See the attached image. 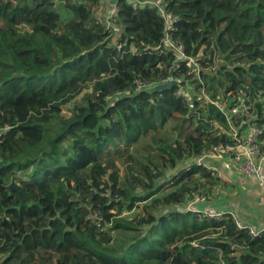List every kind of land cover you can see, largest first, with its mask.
<instances>
[{
  "label": "trees",
  "instance_id": "1",
  "mask_svg": "<svg viewBox=\"0 0 264 264\" xmlns=\"http://www.w3.org/2000/svg\"><path fill=\"white\" fill-rule=\"evenodd\" d=\"M151 1L171 30L133 0L109 27L99 0H0V264H264V231L186 207L219 183L194 160L246 127L203 94H244L264 152V0Z\"/></svg>",
  "mask_w": 264,
  "mask_h": 264
},
{
  "label": "built area",
  "instance_id": "2",
  "mask_svg": "<svg viewBox=\"0 0 264 264\" xmlns=\"http://www.w3.org/2000/svg\"><path fill=\"white\" fill-rule=\"evenodd\" d=\"M133 1L142 5L148 3L153 4L157 8V10L163 15V17H166V19L169 21V23H167V30L172 29L171 24L173 22V17L171 14L165 13L163 6L161 7L158 3L153 2L151 0ZM116 5L117 4L115 3L110 13H108V15L106 16L105 24L107 27H109L108 19L111 18L112 13L116 8ZM56 7H59V5H55V7L52 8H54L55 10ZM97 12H99V10H97ZM168 42L172 49V54L176 60L185 61L187 66H191V64H194L193 60L185 55V53L183 52V48L180 44L171 45V42ZM137 87L138 89L144 88L141 85H138ZM176 94L183 96L187 100L191 101L189 98V94L186 92H182L181 88L180 90L176 91ZM203 96L208 103L212 104L216 109H218L224 114L226 120L230 124L232 123V117L236 116L237 119H244L246 127L243 130L238 129L237 127H233L230 133L233 143L217 144L216 146H212L210 150H207L205 153L199 155L196 158V163L202 164L207 170L217 174V167L207 164V161L214 158H224L225 156L228 160V166L230 168L234 169L238 174L253 178L260 186L264 187V152L261 150V145L258 140L260 128L255 123L256 116L254 115L252 104L248 101V99L245 98V95L243 94L236 96V100L238 101V103L233 107L227 109L223 101L219 99H210L205 94H203ZM201 199L203 200V198ZM203 214L210 218L219 219L224 215V212L211 211L205 209L203 210ZM237 227L239 229H247L252 237H256L262 232L254 229L253 227L240 226L238 223ZM219 264H224V262L219 261Z\"/></svg>",
  "mask_w": 264,
  "mask_h": 264
},
{
  "label": "crops",
  "instance_id": "3",
  "mask_svg": "<svg viewBox=\"0 0 264 264\" xmlns=\"http://www.w3.org/2000/svg\"><path fill=\"white\" fill-rule=\"evenodd\" d=\"M115 3L116 0H99V13L103 11L109 13ZM207 164L217 167V175L223 177L221 182L225 184L224 186L230 187L236 195L231 197L233 200H228L226 194L221 195V199L214 205H207L206 203L201 206L202 204H198L202 210L230 213L236 224L264 231V187L258 185L253 178L238 174L230 168L225 156L224 158L211 159L207 161ZM221 192L220 189L218 193Z\"/></svg>",
  "mask_w": 264,
  "mask_h": 264
},
{
  "label": "rangeland",
  "instance_id": "4",
  "mask_svg": "<svg viewBox=\"0 0 264 264\" xmlns=\"http://www.w3.org/2000/svg\"><path fill=\"white\" fill-rule=\"evenodd\" d=\"M62 21H63V19H61V22ZM214 83H216V81H214ZM219 89H221V87ZM88 92H89V90L84 91L82 93V95H84V94H86ZM82 95H80V97H82ZM64 114L65 115H68L67 108H64ZM168 174H170V171H169ZM173 174H174V172H172V174L170 175V177L173 176ZM170 177H168V178H170ZM215 177L216 178L217 177L219 178L218 179L219 183L217 185L213 186V187L207 186L206 189H205V191L202 193L203 194L202 196H199V197L195 196V199H193L190 203L186 204L187 205L186 207H188V209L190 207H194V208L197 209L198 206H199L198 204H200V205L202 204L201 206L205 205L206 203H207V205L217 204L218 200L221 199V195H225V194L228 197V200H233V199H231V197H235L236 194L233 193V191H232V189H230V187L224 186L225 184L223 182H221L223 177H221V176H219L217 174L215 175ZM220 189L222 190V192L221 193H218V191ZM214 192H215V195H214ZM201 198H203L204 201ZM240 211H242V210H240ZM133 212L134 211H131L130 214H132ZM121 238H122V235L117 234V235H115L114 240H118V239H121Z\"/></svg>",
  "mask_w": 264,
  "mask_h": 264
},
{
  "label": "water",
  "instance_id": "5",
  "mask_svg": "<svg viewBox=\"0 0 264 264\" xmlns=\"http://www.w3.org/2000/svg\"><path fill=\"white\" fill-rule=\"evenodd\" d=\"M52 10L54 11V8H52ZM176 85H178L177 80L169 79L165 82H161L158 84L150 85L142 89H139L133 94V96H137L138 94L143 93V92L148 93V94L160 93V92L172 89ZM10 187L13 188L12 185H10Z\"/></svg>",
  "mask_w": 264,
  "mask_h": 264
},
{
  "label": "clouds",
  "instance_id": "6",
  "mask_svg": "<svg viewBox=\"0 0 264 264\" xmlns=\"http://www.w3.org/2000/svg\"><path fill=\"white\" fill-rule=\"evenodd\" d=\"M195 161V160H194Z\"/></svg>",
  "mask_w": 264,
  "mask_h": 264
}]
</instances>
